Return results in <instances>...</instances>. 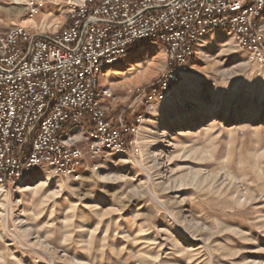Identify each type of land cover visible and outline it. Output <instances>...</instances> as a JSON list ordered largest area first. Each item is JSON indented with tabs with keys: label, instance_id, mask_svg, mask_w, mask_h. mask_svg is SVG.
Listing matches in <instances>:
<instances>
[{
	"label": "rangeland",
	"instance_id": "1",
	"mask_svg": "<svg viewBox=\"0 0 264 264\" xmlns=\"http://www.w3.org/2000/svg\"><path fill=\"white\" fill-rule=\"evenodd\" d=\"M27 1L0 0V32L69 24L67 0L34 17ZM198 48L154 102L137 89L167 65L159 43L104 72L110 117L138 124L130 152L88 155L78 181L0 183V264H264V61L224 30ZM71 134L85 150L83 130Z\"/></svg>",
	"mask_w": 264,
	"mask_h": 264
},
{
	"label": "built area",
	"instance_id": "2",
	"mask_svg": "<svg viewBox=\"0 0 264 264\" xmlns=\"http://www.w3.org/2000/svg\"><path fill=\"white\" fill-rule=\"evenodd\" d=\"M48 1L29 0L37 16ZM69 24L57 31L13 25L0 32V183L41 172L69 181L91 170L88 155L128 153L138 124L112 118L104 100V72L127 60L141 43H159L166 67L137 89L147 102L165 99L183 67L211 31L232 33L237 44L264 61V0H67ZM140 122V117L136 119ZM82 129L87 148L71 134ZM97 167H94L96 169Z\"/></svg>",
	"mask_w": 264,
	"mask_h": 264
},
{
	"label": "trees",
	"instance_id": "3",
	"mask_svg": "<svg viewBox=\"0 0 264 264\" xmlns=\"http://www.w3.org/2000/svg\"><path fill=\"white\" fill-rule=\"evenodd\" d=\"M146 43H148V41H141V43L137 44V45L133 48V50L136 51L137 48L141 47L143 44H146Z\"/></svg>",
	"mask_w": 264,
	"mask_h": 264
},
{
	"label": "bare ground",
	"instance_id": "4",
	"mask_svg": "<svg viewBox=\"0 0 264 264\" xmlns=\"http://www.w3.org/2000/svg\"><path fill=\"white\" fill-rule=\"evenodd\" d=\"M19 3V2H18Z\"/></svg>",
	"mask_w": 264,
	"mask_h": 264
}]
</instances>
